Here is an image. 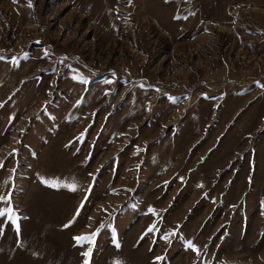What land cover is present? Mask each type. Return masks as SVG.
Returning a JSON list of instances; mask_svg holds the SVG:
<instances>
[{"label":"rangeland","instance_id":"1","mask_svg":"<svg viewBox=\"0 0 264 264\" xmlns=\"http://www.w3.org/2000/svg\"><path fill=\"white\" fill-rule=\"evenodd\" d=\"M31 2L0 0V264L98 228L90 264H264V0Z\"/></svg>","mask_w":264,"mask_h":264},{"label":"snow or ice","instance_id":"2","mask_svg":"<svg viewBox=\"0 0 264 264\" xmlns=\"http://www.w3.org/2000/svg\"><path fill=\"white\" fill-rule=\"evenodd\" d=\"M13 2L16 3V2H18V0H13ZM166 2H168V0H166ZM32 6H33L32 2H31V0H29L28 7H32ZM174 19H181V17H174ZM184 19H186V17H184ZM262 87H264V85H262ZM0 107H2V105H0ZM13 151H15V150H13ZM0 166H2V165H0ZM41 182L45 186L50 187V188L59 189L61 187H64V188H68V190L73 191V192L77 191V185L75 183L69 184L67 182H62L58 179H51V180L42 179ZM88 191L90 192L91 189L89 188ZM86 199H87V196L85 197V200ZM0 201H3L6 204L10 205L11 204V196H0ZM83 206H84V203L82 202L81 205L77 208L75 216H78L80 214V211L83 208ZM103 210L107 211L106 209H103ZM150 211L153 212V214H155L154 209H150ZM75 216H74L73 220H70L67 224L63 225V227L64 228L71 227V225L75 222ZM3 217H7L8 221H10L11 224L14 226V229H15L17 235H19L20 231H21L20 224L18 223L19 217H17L14 209L11 207H6V208L0 209V218H3ZM99 231H100V229L98 228L94 232L73 237V240L76 242L77 246H83L84 244L89 245L87 251L82 252V256L84 257V264H90V258H91L93 246L95 244V240L99 234ZM147 231L148 232L154 231V226L149 227V229ZM2 232H3V226H2V224H0V234H2ZM169 235H175V233H170ZM163 239H165L167 241L169 239V236L166 235L163 237ZM116 246L119 247V244L117 243ZM187 247L192 249L193 251L197 252V254H199V249H197L196 246L191 241L188 242ZM161 259H163V257H156L157 261H159ZM117 264H119V262H117Z\"/></svg>","mask_w":264,"mask_h":264}]
</instances>
